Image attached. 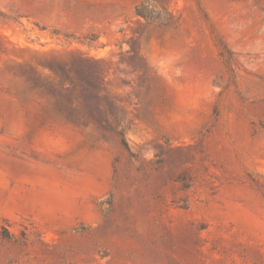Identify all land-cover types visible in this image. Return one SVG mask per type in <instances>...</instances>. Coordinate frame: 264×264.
<instances>
[{"label": "rangeland", "instance_id": "1", "mask_svg": "<svg viewBox=\"0 0 264 264\" xmlns=\"http://www.w3.org/2000/svg\"><path fill=\"white\" fill-rule=\"evenodd\" d=\"M143 1L0 0V264H264V0Z\"/></svg>", "mask_w": 264, "mask_h": 264}, {"label": "trees", "instance_id": "2", "mask_svg": "<svg viewBox=\"0 0 264 264\" xmlns=\"http://www.w3.org/2000/svg\"><path fill=\"white\" fill-rule=\"evenodd\" d=\"M158 5H160V0H145L136 8L135 14L139 18L144 19L147 22H151L157 16ZM55 69H56L55 70L56 75L60 77L61 79L63 77L69 76L67 72L65 71L64 67L59 66V67H56ZM53 89L59 96H62L63 94H69L67 91L68 89L65 86V83L60 80L59 82L53 85ZM83 92L86 95L91 94V90L87 86L83 88ZM70 101H72L71 98H70ZM89 103L92 104V102H89ZM120 136H121V140H122L124 147L126 149H129L128 144L126 142L125 132L122 131L120 133ZM0 239H4L8 241L12 239V235L7 229L3 228V233L2 234L0 233Z\"/></svg>", "mask_w": 264, "mask_h": 264}]
</instances>
